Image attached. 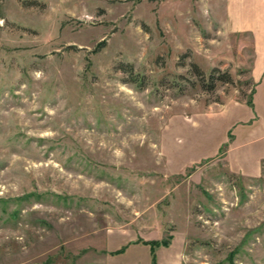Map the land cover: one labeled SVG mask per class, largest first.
Returning <instances> with one entry per match:
<instances>
[{"label": "rangeland", "instance_id": "obj_1", "mask_svg": "<svg viewBox=\"0 0 264 264\" xmlns=\"http://www.w3.org/2000/svg\"><path fill=\"white\" fill-rule=\"evenodd\" d=\"M220 1L0 0V264H264V70Z\"/></svg>", "mask_w": 264, "mask_h": 264}, {"label": "crops", "instance_id": "obj_2", "mask_svg": "<svg viewBox=\"0 0 264 264\" xmlns=\"http://www.w3.org/2000/svg\"><path fill=\"white\" fill-rule=\"evenodd\" d=\"M220 2V13L217 11L218 15H213L219 26L227 33L245 32L250 35L252 44L250 75L253 80H257L264 70V0Z\"/></svg>", "mask_w": 264, "mask_h": 264}, {"label": "trees", "instance_id": "obj_3", "mask_svg": "<svg viewBox=\"0 0 264 264\" xmlns=\"http://www.w3.org/2000/svg\"><path fill=\"white\" fill-rule=\"evenodd\" d=\"M192 65L195 67V69L197 71L196 73H197L198 77L200 78L202 85H205L204 87H206V88L213 87L215 81H218V80H220V81H231V76H230L228 71L214 72V70H216V68L212 67L210 69V71L208 72L207 76L205 77L203 72L199 69V67L195 63H193ZM125 69L128 72H131L130 65L128 67H126Z\"/></svg>", "mask_w": 264, "mask_h": 264}]
</instances>
